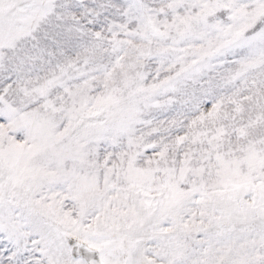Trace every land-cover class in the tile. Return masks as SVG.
Here are the masks:
<instances>
[{
	"label": "snow or ice",
	"instance_id": "6c2138e0",
	"mask_svg": "<svg viewBox=\"0 0 264 264\" xmlns=\"http://www.w3.org/2000/svg\"><path fill=\"white\" fill-rule=\"evenodd\" d=\"M0 264H264V0H0Z\"/></svg>",
	"mask_w": 264,
	"mask_h": 264
}]
</instances>
